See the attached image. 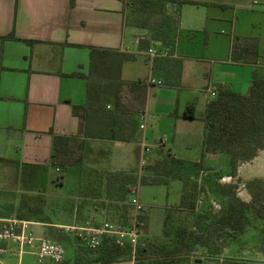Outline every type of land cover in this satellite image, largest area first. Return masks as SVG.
I'll return each instance as SVG.
<instances>
[{
	"label": "crops",
	"instance_id": "1",
	"mask_svg": "<svg viewBox=\"0 0 264 264\" xmlns=\"http://www.w3.org/2000/svg\"><path fill=\"white\" fill-rule=\"evenodd\" d=\"M70 1L0 0V218L33 214L26 199L35 197L39 175L50 168L51 133L76 136L79 121L72 109L85 106L90 86L120 82L146 86L144 111L152 119L129 142L90 141L92 153L105 156L99 151L102 145L121 144L125 149L133 142L140 155L145 146L149 153L162 149L187 162L202 160L210 171L201 178L220 172L209 181L228 185L240 180L237 196L249 202L244 184L264 179V148L239 164L232 178L227 155L201 159V119L213 99L211 92L226 87L244 95L253 76L264 78V0H151L155 3L151 7L160 11L155 32L127 22L129 10L121 0ZM139 37L143 40L137 44ZM234 38L257 39L256 64L230 61ZM148 48L166 56L150 61ZM149 79L156 83L148 85ZM191 103L195 120H186L184 111ZM99 159L78 168L95 174ZM33 166L39 168L36 176L31 174ZM114 173L132 174V170ZM207 195L210 200L201 196L200 207L216 203L209 191ZM8 196L14 203L6 206L2 200ZM84 196L75 198V220ZM92 209L88 202L81 212L89 216ZM23 220L32 226L42 224L29 217ZM258 256L252 261L264 262Z\"/></svg>",
	"mask_w": 264,
	"mask_h": 264
},
{
	"label": "trees",
	"instance_id": "2",
	"mask_svg": "<svg viewBox=\"0 0 264 264\" xmlns=\"http://www.w3.org/2000/svg\"><path fill=\"white\" fill-rule=\"evenodd\" d=\"M121 1L127 8L132 5V10L137 6L145 10L155 4L151 0ZM70 3L73 4V0ZM9 38H12V35ZM257 46L255 38H234L230 61L256 64ZM105 89L93 95L90 86L85 106L73 107L72 113L79 121L76 136H57L51 133L50 168L64 172L71 167L83 166V151H92L90 141L129 142L136 137L139 132L138 117L145 108L146 86L141 82H120L106 85ZM108 106L111 110H106ZM183 118L195 120L193 103L186 106ZM201 120L204 126L201 159L208 154L227 155L228 175L235 178L238 165L252 160L258 151L264 148V78L253 76L249 90L244 95L226 87L219 89L216 97L206 104ZM27 167L24 166V170ZM38 169V166H33L31 174L36 176ZM209 171L203 167L202 160L187 162L159 149L154 152L153 160L142 166L140 175H103L107 199L110 198V190L116 191L121 199L127 197L131 185H166L171 180L182 182L180 204L176 208L166 210L161 237L158 240H150L146 229L145 243L138 240L134 255L136 264H187V260L193 264L195 259L222 260L223 264H264L223 257L227 242L236 240L252 228H260L264 237V179H254L244 184L250 196L249 202H244L237 196V184L240 180L228 185L216 182L217 199L214 201L219 205V209L214 210L209 203L206 209L198 212V199L207 195L208 191L203 179L208 181L209 177L213 176L216 180L220 176V172H215L212 176L199 179L202 173ZM89 184L85 186L88 190ZM83 194L84 200L89 198L86 193ZM29 199L39 203V207L28 204L30 211L40 214L44 206L43 197L35 196ZM107 199L97 203L102 218L122 225L127 224L128 220L123 217L124 207L121 210L115 207L113 211L116 219L109 217L111 210ZM88 200L99 201L97 198ZM21 205L26 206L23 198ZM31 215L20 213L17 218L23 220ZM144 219L145 217L140 216L138 222ZM188 219L193 220L192 225L186 224ZM90 253L91 257H88L93 264H124L131 258V249L128 246L119 247L111 238H104L100 247Z\"/></svg>",
	"mask_w": 264,
	"mask_h": 264
},
{
	"label": "rangeland",
	"instance_id": "3",
	"mask_svg": "<svg viewBox=\"0 0 264 264\" xmlns=\"http://www.w3.org/2000/svg\"><path fill=\"white\" fill-rule=\"evenodd\" d=\"M128 10L129 17H127V22L132 23L133 20L134 23L140 24L144 28L150 31L152 30V32L154 31L153 29L156 26L157 19L160 18L158 16V14H160L158 8L149 7L142 10L137 6L136 8L133 7L132 10L131 5L128 6ZM105 86L106 85L92 84L91 90L93 95H95L98 91L106 90ZM153 92L154 90H152V94ZM106 110H111V108ZM139 150L140 147L133 142L132 147L131 145H126L125 149L122 148L121 144L102 145L99 148V151L105 152V156H102L101 154L96 156L98 153L95 154V150L93 153L92 151L89 153L88 150H84L83 154L85 164L94 163V161L100 158L96 164V168L99 172L95 171V174H92L91 172L84 174L83 170L78 167H71L64 172H57L52 168L44 170L39 175V179L36 183V189L39 191L35 195L43 197L44 206L40 214L33 213L31 217H29L30 221L42 224L36 223L32 226L30 225L32 223L28 222L29 225L26 226V234L33 238L46 237L59 243L64 251L65 264H93V262L90 261L91 259H89V257H91L89 256L91 254L90 251L77 241L73 234L68 233L65 229L67 226L80 225L79 219H82L83 215H86L84 217L86 220L88 217L87 212H84L83 214L81 212L84 208L83 205L88 204V201L79 200L78 202H81V204L80 211L76 214V222L74 215L76 207L75 198L78 197L80 193H86L89 198L99 199L98 202L103 199L106 200L107 194L105 183L102 181L103 175L118 172L122 169L128 171L132 170V173L136 175L139 173L141 174L142 166L153 160L154 154L152 155V153L154 152V149H152L150 153L147 152L142 155H140ZM200 178L201 177H199V179ZM88 180L93 181L90 183V190L85 187ZM204 181L208 191L210 192V198L216 200L217 190L215 188V182L213 180L206 181V178ZM136 189L137 193L134 192ZM181 191L182 182L179 180H171L166 185H131L129 195L127 197L125 196L123 199L120 198V195L116 191L110 190V198L107 199L110 202L108 205L111 210L109 217L112 216L113 219H116L117 216H115V212L113 210H115V207L120 210L124 207L125 215L123 217L128 220L131 215L133 216V202L137 200L142 207L139 212L138 219L140 216L145 217V219L139 223V242L145 243L146 229L147 236L150 240H158L161 237L162 222L165 212L168 209L176 208L180 204ZM199 199L197 202V208L199 209L198 212L209 206V203H207V205L200 207ZM205 199L210 200L208 195H205ZM2 201L5 202L6 206L14 203L11 196L3 198ZM26 202L30 203L34 207H39V203L37 201L32 202L30 199H26ZM89 202H91V200ZM213 203H210L212 207ZM192 221L193 220L188 219L186 224L192 225ZM263 240L264 237L260 228H252L243 235H240L236 240L228 241L223 257L239 261L257 260V257H260L258 255L264 257ZM8 247L11 250H17V246L13 243H10ZM31 252L32 249L25 248V252L21 255L20 261L16 255L3 256L0 261L3 264H38L36 262V258L31 254ZM215 262L216 261L212 259L202 260V264H215ZM41 264L54 263L45 260ZM187 264H190V260H187Z\"/></svg>",
	"mask_w": 264,
	"mask_h": 264
},
{
	"label": "built area",
	"instance_id": "4",
	"mask_svg": "<svg viewBox=\"0 0 264 264\" xmlns=\"http://www.w3.org/2000/svg\"><path fill=\"white\" fill-rule=\"evenodd\" d=\"M143 40L137 38L136 43ZM150 61L156 57H165V52H158L154 48H148L145 53ZM156 82L152 79L148 80V85H153ZM160 85V82L157 83ZM213 98L216 97L214 92H211ZM139 129L144 130L146 124L152 119V116L143 111L139 117ZM149 148L142 147V153H147ZM137 193V189L134 190ZM132 195V193H131ZM92 214L87 217L85 222L80 225L67 226L65 229L68 233L73 234L74 238L79 241L87 250H97L104 238L113 239L114 243L119 247L128 246L131 249L130 261L124 264H136L134 260L135 249L140 237L138 215L141 210V205L136 200L133 202V216L129 217L127 224L122 225L119 222L109 219H100L98 215L100 209L97 206L98 201L92 200ZM213 209L218 210L219 205L213 203ZM27 221L17 218L2 219L0 218V260L6 255H16L20 261L21 255L25 252V248L32 249L31 254L36 258V262L41 264L48 260L54 264H62L64 261V251L61 245L46 237L33 238L26 234ZM13 243L17 246V250H11L8 245ZM20 263V262H19ZM0 264H3L0 262Z\"/></svg>",
	"mask_w": 264,
	"mask_h": 264
},
{
	"label": "water",
	"instance_id": "5",
	"mask_svg": "<svg viewBox=\"0 0 264 264\" xmlns=\"http://www.w3.org/2000/svg\"><path fill=\"white\" fill-rule=\"evenodd\" d=\"M193 264H202V260H200V259H195V260L193 261Z\"/></svg>",
	"mask_w": 264,
	"mask_h": 264
}]
</instances>
